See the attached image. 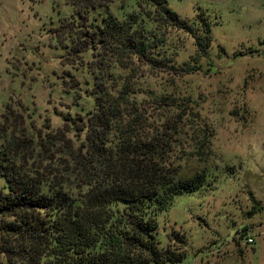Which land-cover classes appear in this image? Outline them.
Wrapping results in <instances>:
<instances>
[{
	"label": "trees",
	"instance_id": "trees-1",
	"mask_svg": "<svg viewBox=\"0 0 264 264\" xmlns=\"http://www.w3.org/2000/svg\"><path fill=\"white\" fill-rule=\"evenodd\" d=\"M113 1L66 0L72 13L49 30L64 63L91 75L90 107L45 132L4 131L0 264H172L185 256L179 232L160 244L156 215L206 184L204 169L184 176L182 163L204 160L213 131L191 95L156 91L136 77L198 70L211 26L201 12L194 21L180 17L167 0H118V13ZM171 30L193 37L190 60L172 58Z\"/></svg>",
	"mask_w": 264,
	"mask_h": 264
},
{
	"label": "rangeland",
	"instance_id": "rangeland-1",
	"mask_svg": "<svg viewBox=\"0 0 264 264\" xmlns=\"http://www.w3.org/2000/svg\"><path fill=\"white\" fill-rule=\"evenodd\" d=\"M167 4L190 21L205 16L213 35L208 54L198 70L177 78L145 69L136 80L174 96L191 95L213 136L204 160L182 163L184 176L204 169L206 184L175 195L157 213L156 237L165 245L171 231L183 234L185 256L172 264H264V0ZM110 9L121 10L118 0ZM71 13L66 0H0V142L4 131L45 132L79 106L82 112L90 107L85 89L91 75L64 63V50L49 31ZM167 47L177 64L195 51L193 37L180 30L169 32ZM247 235L253 243L244 245Z\"/></svg>",
	"mask_w": 264,
	"mask_h": 264
},
{
	"label": "built area",
	"instance_id": "built-area-1",
	"mask_svg": "<svg viewBox=\"0 0 264 264\" xmlns=\"http://www.w3.org/2000/svg\"><path fill=\"white\" fill-rule=\"evenodd\" d=\"M242 243H243L244 245H248V244L253 243V237L250 236V235H247L246 237H244V238L242 239Z\"/></svg>",
	"mask_w": 264,
	"mask_h": 264
}]
</instances>
